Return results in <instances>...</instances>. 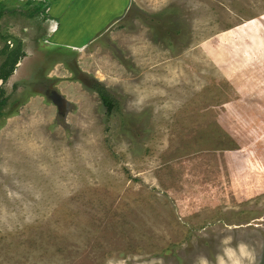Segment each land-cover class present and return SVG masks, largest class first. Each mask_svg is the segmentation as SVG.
Returning a JSON list of instances; mask_svg holds the SVG:
<instances>
[{
	"label": "rangeland",
	"instance_id": "obj_1",
	"mask_svg": "<svg viewBox=\"0 0 264 264\" xmlns=\"http://www.w3.org/2000/svg\"><path fill=\"white\" fill-rule=\"evenodd\" d=\"M2 1L0 264H264V0Z\"/></svg>",
	"mask_w": 264,
	"mask_h": 264
},
{
	"label": "crops",
	"instance_id": "obj_2",
	"mask_svg": "<svg viewBox=\"0 0 264 264\" xmlns=\"http://www.w3.org/2000/svg\"><path fill=\"white\" fill-rule=\"evenodd\" d=\"M2 1V0H0ZM59 1V0H58ZM63 2H65L64 0H61ZM76 0H66L67 4H61V3H57L54 0H51L52 2V8H51V14H53V16H55L54 18L56 19H60L61 24H60V28H63V20L64 18L67 19V25H69L68 23L73 22V20L70 18V14L72 13V17L74 18V21L76 19H81L82 22L80 24V27H72L70 26L67 29L62 30L63 34L62 35H72L70 29H74L76 31V33L79 35L80 38L86 39H90L93 35H95L96 33H98L100 30H102V27H97L99 21L101 19L104 18V13H111L108 12V8L112 6L113 4V0H77L70 8H69V4L71 2H74ZM54 3V5H53ZM50 6V7H51ZM59 16V18H58ZM112 17V16H110ZM70 19V22H69ZM66 24V23H65ZM72 25V23H71ZM59 28V35H61L60 29ZM77 37L74 36L75 41H64L61 42L64 46L69 47V45L75 46L76 43V39Z\"/></svg>",
	"mask_w": 264,
	"mask_h": 264
},
{
	"label": "trees",
	"instance_id": "obj_3",
	"mask_svg": "<svg viewBox=\"0 0 264 264\" xmlns=\"http://www.w3.org/2000/svg\"><path fill=\"white\" fill-rule=\"evenodd\" d=\"M6 76H3L4 79ZM92 86L94 87V89L98 92V94L102 98V101H103V103H104V105H105V107L109 113H112L114 110L117 109L118 100L116 99L115 96H113V94L108 90V88L103 83L98 82L96 80H93ZM1 101L2 100H0V104H1Z\"/></svg>",
	"mask_w": 264,
	"mask_h": 264
},
{
	"label": "flooded vegetation",
	"instance_id": "obj_4",
	"mask_svg": "<svg viewBox=\"0 0 264 264\" xmlns=\"http://www.w3.org/2000/svg\"><path fill=\"white\" fill-rule=\"evenodd\" d=\"M1 2H3V1H1ZM5 8H6V7H5ZM0 15H2V14L0 13ZM0 19H1V16H0ZM20 62H21V60H17L15 63H16L17 65H19ZM13 70H14V68H13ZM92 77H93V78H91L90 81L96 80V81H98V82H101V79H100L97 75H94V76H92ZM7 78H8V77H7ZM7 78H5V79H7ZM0 79H1L2 81L5 80L3 77H0ZM89 85H90V84H89ZM88 87L94 89V87H93L92 85H90V86H88ZM97 93H98V92H97ZM50 97L53 99V101H54L55 99H58V98L56 97V91H52ZM63 106H64V102H63V100H62L61 106L58 105V107L62 108Z\"/></svg>",
	"mask_w": 264,
	"mask_h": 264
},
{
	"label": "water",
	"instance_id": "obj_5",
	"mask_svg": "<svg viewBox=\"0 0 264 264\" xmlns=\"http://www.w3.org/2000/svg\"><path fill=\"white\" fill-rule=\"evenodd\" d=\"M56 97H57L58 99H55V100H54V103H56L57 105L61 106V103H62V100H63L62 95H60L59 93L56 92Z\"/></svg>",
	"mask_w": 264,
	"mask_h": 264
}]
</instances>
